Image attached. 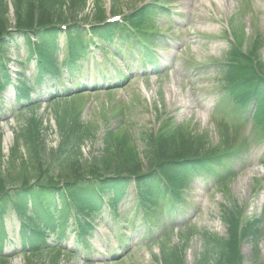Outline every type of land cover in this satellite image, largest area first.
Here are the masks:
<instances>
[{
  "label": "rangeland",
  "instance_id": "1",
  "mask_svg": "<svg viewBox=\"0 0 264 264\" xmlns=\"http://www.w3.org/2000/svg\"><path fill=\"white\" fill-rule=\"evenodd\" d=\"M99 1V5L107 9L108 18H110L112 0ZM119 1L115 7L123 13H130L137 6L143 5L149 0ZM163 1L172 3L169 10L171 13L168 18H159L156 22L161 29L160 34L151 45V49L157 53L156 59L149 63L128 55H126V59L122 57L116 59L114 66L122 69L121 73L124 75L119 76L121 80L113 81L116 76L111 69L114 67L111 64H106L107 62H104L102 54L99 52L96 58L97 62L103 69L108 68L109 73L95 74V80L92 79L93 76L86 77L84 88L79 91L89 93L85 95L87 107L85 112L82 111V122L88 124L92 132L99 131V138L104 136L102 134L106 128L121 124L123 132L120 130L119 137L125 138L122 136L125 133L128 140H132V144L142 151L138 135L142 131H152L157 128L160 120L157 109H160L161 113L174 117L177 124H187L189 129L198 134L204 131V133H209L208 140L217 146L219 144L218 133L210 120L215 109V88L219 80L215 71L204 69L203 66H213L215 61L224 59L231 43L226 29L233 18H236L235 24L243 28L246 38H255L257 32L264 39V0ZM96 5L97 3L92 0L86 13L92 16ZM13 18L14 15L11 16V22L15 24ZM161 48L164 49L161 50ZM9 53L11 58L19 59V57L26 56V48H11ZM261 55L264 59V48ZM160 64L163 67L160 70V76H151L156 65ZM129 73H131V78L125 79L124 77ZM141 88L144 89V94L141 93L137 98L136 95H139ZM14 92V89H10L6 94L5 110L9 120L14 119L13 113L18 110ZM46 96V93L43 94L41 99H46ZM47 104L43 103L39 114L45 119V123L49 121L47 125L44 124L45 127H48L46 136L49 147L55 148L60 139L53 111ZM67 107L71 108L69 105ZM115 108L120 109L121 112L117 113ZM16 124L15 121L12 127H15ZM251 125L252 122L249 121L247 130ZM113 129L116 130V128ZM13 137L14 133L10 128L3 141L6 157L13 145ZM103 144L104 141L101 139L97 143H88L82 149L84 159L89 160L94 155L98 156ZM255 152L251 167L248 170H235L237 176L225 187L218 184L220 178L218 179L216 176L208 179L207 184L197 182L190 187L191 192L196 196H189L186 203L183 202L182 205L163 210L165 213L167 212L166 218L171 216L175 224L182 226L179 229L181 232L179 234L170 232V238L165 244L160 242L147 250H139L136 247L133 250L135 257L126 259L130 261H126L125 264H152V255H154L152 252L158 253L161 247L163 249V247L179 245V235L182 233L184 225L192 224L191 226H195L198 232L207 230L227 237L228 229L220 219L222 207L238 208L245 222L260 218L262 231L260 242L253 244L250 241H245L241 244V250L247 264L254 263L257 260V254L258 259L264 264V167H261L264 164V145L257 148ZM249 164L250 162H248ZM130 191L121 206L122 212H129L134 207L135 193L134 190ZM7 227L11 231L14 230L9 224ZM131 231L139 241L151 239L150 236L143 237L141 229L135 231L131 229ZM102 234L107 235L104 231ZM189 242V247L184 251L185 261L187 264H198L197 262L201 260L204 253V243L199 234L193 235ZM99 243L101 241H98L97 245ZM44 258L46 257L34 258L30 263L21 259L15 262L12 258L9 264H41L45 260ZM162 258L163 254L159 255L156 264H160L159 261ZM62 264H85V261L72 257L71 260L66 258Z\"/></svg>",
  "mask_w": 264,
  "mask_h": 264
},
{
  "label": "trees",
  "instance_id": "2",
  "mask_svg": "<svg viewBox=\"0 0 264 264\" xmlns=\"http://www.w3.org/2000/svg\"><path fill=\"white\" fill-rule=\"evenodd\" d=\"M86 2L87 0H15L13 3L17 23L15 29L21 32L34 31L33 33L38 39L47 43L43 47L44 50L39 49V56L41 59L50 58L56 46L55 38L50 39L48 35L52 33L50 30L54 29L55 25L68 22L71 19L75 20L72 15L71 19H67V15L62 8L70 5L68 10L71 12L85 6ZM59 10L62 11V14ZM8 15V5L1 4L0 41L11 35L8 30L12 28V23H10ZM103 19V16L98 17L99 21ZM110 30V34H114L115 30ZM78 33H81L80 28L77 26L72 27L69 33L70 40L73 39L74 34ZM57 36L58 34L55 37ZM242 54L241 50L234 53L237 62L235 67L230 70L233 74L230 80L231 94L241 99L245 106L249 104L256 105L258 111L255 120H257L258 125L264 128V66L259 60V55L250 54L249 57H246ZM238 61H242V65H239ZM36 126L35 121L32 124L29 122L26 131L17 136L18 143L16 147L20 148L21 141L24 147L27 148L30 162L24 161L18 168L12 161L10 164L11 169L3 172L0 154V221L6 210L12 207L23 219L26 227L33 223L31 226L33 233L40 229L38 227L40 222L48 228H53L57 224L62 225L68 220L71 215L69 214L70 206L66 202L68 197L75 204L78 213L83 211L91 213L94 208V201L100 200L98 192L103 193L102 188L113 189L117 194H121L127 188L130 180L124 177L123 174L136 176L138 190H140L141 197H143L149 189L143 188L146 179L151 177L154 182L156 181V173L153 172L152 167L157 164H162L165 167L175 164L179 159L178 153H181L184 161L189 160L190 162L196 161L195 159L200 154L198 152L200 148L194 149L189 137L180 136L174 132L171 133L165 127L159 137L152 134L144 138V142H146L149 149L148 157L150 159L151 174L148 176L150 177L144 179L140 176L142 170L140 160L131 157L133 154L132 149L125 146L116 148L112 158H110L112 156L110 151L106 150L104 158L102 160L94 159L95 162L88 171L84 169L86 166L80 164L81 160H76L77 158L73 156V151H76L77 147L84 143L86 132L80 128L72 130L66 144L56 152L52 151L47 157V151L44 148L43 140L40 138L38 126ZM70 145L71 148H69ZM15 151L17 152V149ZM69 152H72L71 156H68ZM109 158L110 160H108ZM189 161L186 163H190ZM194 164L200 166L202 163L197 161ZM111 169L115 173L113 178L104 179L100 176L103 171ZM36 177L37 179L32 183L30 179ZM148 181L149 184L152 183L151 180L148 179ZM63 182L64 187L59 188ZM57 195L61 197L62 204V208L59 210L55 204ZM29 203L32 205L31 209ZM39 210L48 218L42 216V218L34 220L33 215L37 214ZM28 211L29 217L26 216ZM225 218L229 226V237L220 239L216 235L205 234L207 254L212 251L217 257L213 261V258L206 254L201 259V264H211L212 261V264H245L241 256V243L244 238L254 240L255 237H258L259 229L257 226L255 227L256 222L253 225L242 226L240 219L233 212L227 213ZM180 258L177 254H174L167 264H184Z\"/></svg>",
  "mask_w": 264,
  "mask_h": 264
}]
</instances>
